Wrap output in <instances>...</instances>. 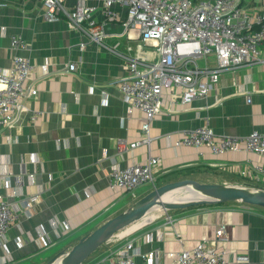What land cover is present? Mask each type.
I'll return each instance as SVG.
<instances>
[{"label":"crops","instance_id":"crops-1","mask_svg":"<svg viewBox=\"0 0 264 264\" xmlns=\"http://www.w3.org/2000/svg\"><path fill=\"white\" fill-rule=\"evenodd\" d=\"M79 1L66 0L65 5L72 10ZM84 1L92 5L103 0ZM242 7L248 13L262 11L264 0H242ZM44 9L40 0H0V66L10 68L17 54L28 56L38 82V94L28 102L31 110L17 125L0 131V193L17 212L0 239V264H44L168 182L194 179L264 190V175L255 167L264 166V155L175 147L184 130L207 123L219 135L264 134V67L225 71L208 96L185 106L174 104L173 91L165 88L151 124L150 147L141 144L119 154L118 139L140 140L146 118L122 99L119 81L128 71L124 58L71 28L64 13L47 20ZM119 10V19L112 21L99 9L94 13L99 24L107 21L105 42L120 53L156 59V48L143 42L140 33L127 34L126 10ZM13 36H21L28 48H13ZM71 62L77 65L74 71L67 68ZM43 63L49 64L47 75ZM198 63L215 65L216 59L211 55ZM33 110L39 113L36 120L30 119ZM149 155L160 158L156 185L111 189L113 163L125 167ZM221 224L228 239L217 241L218 248L239 264H264V207L242 201L157 208L117 232L82 264H110L113 252L128 241L138 262L148 264L145 255L158 248L152 264H171L169 251L193 249L204 236L214 241Z\"/></svg>","mask_w":264,"mask_h":264},{"label":"built area","instance_id":"built-area-1","mask_svg":"<svg viewBox=\"0 0 264 264\" xmlns=\"http://www.w3.org/2000/svg\"><path fill=\"white\" fill-rule=\"evenodd\" d=\"M40 1L47 20L55 21L64 13L71 28L124 58L128 71L119 81L122 99L131 109L143 111L146 118L140 140L118 139L119 154L141 144L150 147L151 124L163 104L165 88L173 91L174 104L185 106L208 96L225 71L249 65L264 67V10L248 13L243 10L242 0H103L92 5L80 0L72 10L65 5L66 0ZM117 7L126 10L127 34L132 30L140 33L143 42L156 48V59L120 53L116 46L105 42L104 25L119 19ZM98 9L107 20L100 24L94 16ZM28 46L21 36H13V48L27 49ZM211 55L216 59L215 65L198 63L199 59ZM67 66L71 71L77 69L75 62ZM33 68L31 58L22 54L14 56L10 68L0 66V131L17 125L22 115L31 110L28 102L38 94ZM42 71L43 75L50 72L48 63L42 64ZM38 117L39 113L33 110L30 119ZM179 146L207 147L216 155L240 150L264 155V134L254 130L246 136L219 135L207 123L184 130L175 141V147ZM159 164L160 158L154 155L125 167L115 162L109 172V185L113 191H134L148 183L156 185ZM255 167L264 175L262 164ZM30 177L33 180L34 174ZM16 218V208L0 193V239ZM52 224L59 225L56 219ZM227 239L226 225L221 224L214 241L204 236L193 249L169 251L168 256L171 264H239L216 245L217 241ZM160 252L158 248L150 251L145 261L154 263ZM112 256L110 264H143L135 258L131 241L123 243Z\"/></svg>","mask_w":264,"mask_h":264},{"label":"water","instance_id":"water-1","mask_svg":"<svg viewBox=\"0 0 264 264\" xmlns=\"http://www.w3.org/2000/svg\"><path fill=\"white\" fill-rule=\"evenodd\" d=\"M182 196H176L179 192ZM167 194L176 199L167 200ZM242 201L264 207V190L244 186L201 183L194 179L168 182L136 201L123 212L108 219L95 230L85 234L71 249H64L44 264H82L117 232L142 219L157 208H183L199 204Z\"/></svg>","mask_w":264,"mask_h":264},{"label":"bare ground","instance_id":"bare-ground-1","mask_svg":"<svg viewBox=\"0 0 264 264\" xmlns=\"http://www.w3.org/2000/svg\"><path fill=\"white\" fill-rule=\"evenodd\" d=\"M164 198L167 200H172V199H176V196H174L172 194H167Z\"/></svg>","mask_w":264,"mask_h":264},{"label":"rangeland","instance_id":"rangeland-1","mask_svg":"<svg viewBox=\"0 0 264 264\" xmlns=\"http://www.w3.org/2000/svg\"><path fill=\"white\" fill-rule=\"evenodd\" d=\"M180 193H182L181 195H184V192L181 191ZM175 195H176V194H175Z\"/></svg>","mask_w":264,"mask_h":264}]
</instances>
